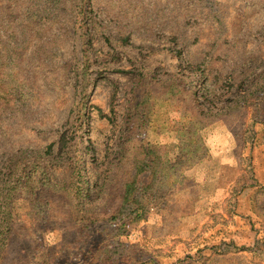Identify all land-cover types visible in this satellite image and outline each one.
<instances>
[{
  "label": "rangeland",
  "instance_id": "374dc122",
  "mask_svg": "<svg viewBox=\"0 0 264 264\" xmlns=\"http://www.w3.org/2000/svg\"><path fill=\"white\" fill-rule=\"evenodd\" d=\"M0 264H264V0H0Z\"/></svg>",
  "mask_w": 264,
  "mask_h": 264
},
{
  "label": "trees",
  "instance_id": "16d2710c",
  "mask_svg": "<svg viewBox=\"0 0 264 264\" xmlns=\"http://www.w3.org/2000/svg\"><path fill=\"white\" fill-rule=\"evenodd\" d=\"M193 143V142H191ZM183 146V145H182ZM195 146V145H194ZM185 152L189 145L183 146ZM186 154V153H185ZM188 158V155L181 156ZM199 162V161H198ZM180 159L175 164L173 161H166L163 170L151 171L147 180L139 178L143 182L137 189L135 182L128 183L125 187L124 204L128 206L125 212L114 220L121 221L122 227L128 231L133 221L139 222L147 216L148 213L155 212L160 214L161 225L167 230L180 225V216H182L185 205L182 204L181 196L188 192V178L185 176V169L191 164L179 165ZM148 166V165H145ZM179 167V169L177 168ZM147 172L141 171L140 173ZM183 194V195H180ZM116 221L115 223H118ZM114 222V221H113ZM172 232L168 233L171 234ZM139 257H143L144 251L138 250Z\"/></svg>",
  "mask_w": 264,
  "mask_h": 264
},
{
  "label": "crops",
  "instance_id": "0c3cea01",
  "mask_svg": "<svg viewBox=\"0 0 264 264\" xmlns=\"http://www.w3.org/2000/svg\"><path fill=\"white\" fill-rule=\"evenodd\" d=\"M158 215H159V214H158ZM179 218H180V225H179V228H182L181 226H182L183 214H182V216H180ZM179 230H181V229H179ZM179 232H180V231H179ZM179 232H178V233H179Z\"/></svg>",
  "mask_w": 264,
  "mask_h": 264
}]
</instances>
